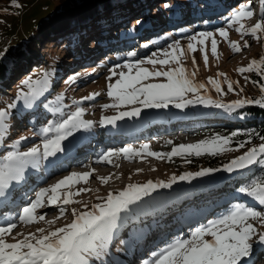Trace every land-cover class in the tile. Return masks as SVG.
Segmentation results:
<instances>
[{
  "label": "rangeland",
  "instance_id": "1",
  "mask_svg": "<svg viewBox=\"0 0 264 264\" xmlns=\"http://www.w3.org/2000/svg\"><path fill=\"white\" fill-rule=\"evenodd\" d=\"M56 1L59 2L58 0H0V53L11 43L12 45L17 42L22 44L29 32L35 33L43 20V5L48 2L53 5ZM155 1L152 3L151 12L137 13L132 17H129L132 5L125 6L123 10L116 9L115 11L122 16L121 19H117V22L126 20L111 26V28H104L103 30L101 28L100 33L91 36L84 45H81L73 53H68L65 50L66 46L74 43V39L68 37L69 35H65L64 39L67 40L61 45L47 44L53 36L50 35L40 46L42 58L51 52L48 53V58L54 60H48L47 68L40 70L38 76H34L33 80L41 79L45 74L49 79L48 86H52L54 80H57L56 88L54 90L49 89V92H53L49 93V96L56 94L60 97V103L63 106L62 111L65 112L63 113L65 114L64 119L75 112L77 108H83L82 119L92 121L93 125L88 129L81 128L75 131L72 136L64 140L62 152L46 159L40 158L39 167L33 168L29 165L25 169L24 179L19 182L14 181L6 195L0 197V226H5L7 223H17V227L8 237L9 242H13V237L22 238L20 234L27 235L36 232L38 228L51 231L62 227L74 219L73 209L77 211L91 210L92 205L102 203L100 198L107 197L109 193H118L129 184H143L148 181L167 182L173 176L179 177L185 173H196L200 169H205L200 167L202 164L206 165V162L209 163L208 158L223 159L229 163L232 159L243 155L251 147L258 146V144H249L244 141V147L240 148L241 142L236 143L235 139L232 138L230 147L233 150L218 155L205 153L195 156L185 154L184 156L172 157L171 160L149 156H145L143 159L137 157L130 160L116 156L112 158L111 164L103 162L105 164L102 167L97 166L95 167L97 169L91 170L93 160L99 161L104 153L125 147L139 149L142 145L148 144L151 151L169 153L174 146L180 144L174 142L171 136L169 137L172 141L167 139L165 134L174 135L178 131L196 132L192 140H196L195 143H198L217 134L231 136L234 132H217L218 125L212 124H205L203 127L197 126L193 129L182 124L193 120V118L199 119L210 116L209 113L212 110L208 104L202 103H193L184 108H177L173 102L171 105L174 106L166 111H158L156 108H142L141 106L139 117H125L116 121L115 125L102 124L101 121L104 117L116 116L119 111H131L132 107L135 106L125 105L119 109L103 107L106 104L114 103V99L108 96V85L119 79L118 74L120 72L127 73L129 71L123 67L125 64L135 65L143 60L145 63L141 67L153 72L175 68L177 65L172 62L171 56L164 57L163 53L165 50L171 53L170 45L178 42L180 49L185 50V55L181 56L183 66L188 72L196 71L194 77L196 82H203L207 85L206 89L201 90V95H206L210 100H220V103L226 105H230L236 100L255 99L264 95L260 90V85L254 83V81L264 83V77L256 72L241 74L238 71L240 67L247 66L253 59L259 60L264 57V34H261L259 39L250 33L241 36L236 31V26L229 24L232 14L240 7L246 6L251 8L254 13L251 19L245 21L246 26L248 28L254 26L261 19H264V0H252V2L250 0H219V2L223 1V4L229 1L228 7L222 10L223 4L217 1L210 6V9L218 8L217 12L215 10L208 15L199 12L187 21L179 20L180 18L175 19L173 15L168 13L156 19L154 10H157L158 7L164 9L169 3L165 0ZM193 10L196 11L197 9ZM115 11L112 12V15L116 14ZM104 12L100 11L97 15L89 17L83 22L80 21L81 27L78 29L88 27L98 29L104 20L97 18V16L103 15ZM200 14L202 15L197 18ZM152 20L155 22L151 23ZM103 27L105 26L103 25ZM221 28L228 30L230 40L240 41L241 45L247 42L249 46L243 48L239 53L233 52L228 41L219 35L218 30ZM94 29L93 31H95ZM186 32L189 34H184ZM201 32L214 33L218 44V59L211 53V38L207 39L203 46L190 40L191 36ZM113 34L117 38L116 41L112 39ZM189 43L196 45V51L187 50ZM205 47L208 54L207 65L203 60ZM131 53H135V55H131ZM154 53L155 56H153ZM149 58L168 59L169 64L151 65L146 62ZM50 63L51 65H49ZM64 65H66L64 75L59 74V67ZM29 70L33 69L30 68L24 73H19L9 87H0V91L11 100L5 104L0 103V109L2 106L15 104V107L8 109L9 116L27 109L25 101H14L10 96L13 85L23 79ZM113 70L116 74H113ZM135 71L134 68L132 70L133 75ZM219 73H225L228 80L239 82L233 85V91L228 90L227 81L220 77ZM73 77H75L74 80ZM210 77L223 81L221 93H217L211 85L207 84ZM165 80L164 77H152L150 81H144V83H160L165 82ZM93 93L98 95L91 99H83V97L91 96ZM184 99L191 100L194 99V96L189 93L185 95ZM70 103L72 105H68ZM225 110L221 109L222 113L219 110L218 114L228 116L229 111ZM42 115L44 114L42 113ZM39 119L41 123L38 125L39 130L37 132L33 130L32 125ZM48 122L47 118L43 119V116L40 117L39 113L37 114L33 109L16 117L13 129L8 128L7 135L0 138V158L7 150L27 152L36 145L42 147L45 138H52L55 135L54 132H49L47 137L41 134L44 127L51 126ZM162 124H167L168 127L165 128ZM176 126H184V128L178 129L175 128ZM21 137H27V139L21 140L19 146H14L15 141L20 140ZM169 141L172 143H168ZM84 172L91 173L88 183L82 182L74 185L71 190L75 192L76 189L86 188L90 191L75 195L73 200L78 201L77 203L65 205L61 199L56 204L46 203L45 207L39 210V214L45 215L46 221L51 220L54 223L49 225L46 222H40L25 225L18 222L23 207L35 198V194L41 188H48L71 173ZM101 177H111V179L105 184L101 182ZM193 179L194 177L185 181L177 180L172 185V189L157 188L150 195L130 204L127 210L120 213L117 226L112 231V238L109 241L106 254L100 259L90 258V264H152L154 253H158L177 239L188 238L195 227L226 214L237 204L247 207L253 206L256 211L264 213V205H256L259 202L254 198L239 193L238 187L240 185L238 183H229V181L223 180L219 183L222 184L219 192L209 196L206 194V197L200 198H191L192 193L190 196H182V191L188 188H174L178 184L184 186ZM229 190H232L230 196L227 195ZM61 191L66 193L67 190L62 189ZM85 205H88L87 209H85ZM61 209H64L62 216ZM252 223L259 233H264V224L260 220H254ZM251 243L253 252L249 257L242 260V264H264V258H261L264 257V245L258 243V236H254Z\"/></svg>",
  "mask_w": 264,
  "mask_h": 264
},
{
  "label": "snow or ice",
  "instance_id": "2",
  "mask_svg": "<svg viewBox=\"0 0 264 264\" xmlns=\"http://www.w3.org/2000/svg\"><path fill=\"white\" fill-rule=\"evenodd\" d=\"M254 13L249 7H240L229 19L230 26H236V31L241 36L249 33L260 38L264 34V19L257 22L251 28L246 26L245 21L251 19ZM219 35L228 41L233 52L239 53L243 48L249 45L240 41L229 39V32L225 28L218 30ZM211 38V53L219 58L218 44L212 32H201L198 35L190 37V40L196 41L199 45H205V41ZM172 52L164 51V57L171 56L172 62L177 67L170 68L166 71H149L141 67L145 61L141 60L137 64L131 63L123 65L129 69L127 73L120 72L119 79L115 83L108 85V96L114 99L111 105H104V108L115 107L119 109L125 105H135L131 111H119L118 115L104 117L102 124L115 125L116 121L125 117H139L142 108H167L169 103L175 101L177 108H184L193 103H214L206 95H201V90L206 89L207 85L203 82H196L194 77L196 71L188 72L181 63V56L185 55V50L180 49L178 42L170 45ZM188 51H196V45L189 43ZM203 60L207 65L208 54L206 47L203 50ZM135 55V53H131ZM156 54L154 53L153 56ZM151 65H168V59L149 58L146 61ZM195 63V60H193ZM136 69L135 74L132 70ZM238 71L241 74L256 72L264 77V57L259 60L253 59L247 66L240 67ZM113 74L115 70H113ZM220 77L227 81L229 91H233V85L238 81L228 80L225 73H219ZM152 77H164L165 82L144 83L150 81ZM73 80L75 77L72 78ZM222 80L210 77L207 84L211 85L217 93L222 92ZM260 85V90L264 93V83L254 81ZM18 99H23L26 105L31 104L38 99L47 89L49 79L45 74L41 79L32 80L31 77L22 82ZM193 94L194 99L185 100L186 94ZM97 93L91 96L83 97L84 100L91 99ZM57 101L60 97L56 98ZM183 101V102H181ZM245 104H257L264 107V96L260 99H242L236 100L230 105L217 103V107L228 108L229 110L243 107ZM15 107V104H9L6 109H0V138L7 135L9 111ZM53 112L59 109L53 108ZM84 114L83 108L77 110L60 121L53 122L52 126L42 129L41 134L48 136L49 132H54L52 138H45L41 145L30 148L27 152L9 151L5 156L0 158V197H4L7 190L10 189L13 182H19L24 179L25 169L31 165L33 168L39 167L40 158L55 156L62 152V142L72 136L75 131L81 128L88 129L92 127V121L82 119ZM237 133L233 132L231 136H221L219 134L195 144H180L174 146L169 153H159L150 150L148 144L141 148L125 147L116 151H108L101 156L103 162L112 163V158L122 156L126 159L141 158L145 156L155 157L157 159H169L175 156L202 154L218 155L226 151L233 150L230 147L232 137ZM27 137H21L15 141L14 146H19L21 140ZM260 139L264 141V136ZM168 143H172L169 141ZM240 148L244 143L239 144ZM260 164L264 166V142L258 146L251 147L243 155L232 159L224 170L231 173L234 170L248 168L251 165ZM220 169H202L196 173H185L179 177L173 176L169 181H148L143 184H129L125 189L118 193H109L107 197L100 198L102 203L92 205L91 210L77 211L72 210L74 219L62 227L55 230H46L38 228L36 232L27 235L20 234L22 238L13 237V242H9L13 230L17 223H7L0 226V264H90V258L100 259L106 254L109 241L112 238V231L117 226L120 213L127 210L130 204L139 201L142 197L150 195L157 188H171L177 180L185 181L192 177L206 176ZM94 171V169H93ZM91 173H71L63 179L51 185L48 188H41L35 194V198L23 207L22 213L18 217V222L25 225L46 222L49 225L54 221H46L45 215L39 214V210L45 207L46 203L56 204L61 199L65 205L77 203L73 200L75 195L80 192L90 191V189L80 188L73 192L71 189L74 185L80 183L87 184ZM111 177H101L102 183H108ZM66 189V193L62 192ZM239 193L254 198L259 204L264 205V179L253 180L247 186L238 189ZM85 209L88 205L84 206ZM64 209H61V216ZM59 218V217H58ZM260 220L264 224V213L258 212L251 207L237 204L226 214L212 219L207 223L197 226L191 231L188 238L177 239L168 244L158 253H154L152 264H242V260L249 257L253 252L251 243L254 236H258V243L264 245V233H259L252 221Z\"/></svg>",
  "mask_w": 264,
  "mask_h": 264
},
{
  "label": "trees",
  "instance_id": "3",
  "mask_svg": "<svg viewBox=\"0 0 264 264\" xmlns=\"http://www.w3.org/2000/svg\"><path fill=\"white\" fill-rule=\"evenodd\" d=\"M154 1L155 0H91L83 2L70 1L65 3L64 5H61L57 1L53 5H51L49 2L44 4L43 20L42 23L38 25L36 32L33 34L29 32L27 38L24 40V42H22V44L17 42L16 44L12 45L11 43L2 53H0V87H9L11 82L16 78V76L19 75V73H24L26 72V70L32 68L33 70H29L26 75H24L23 79L13 85L11 92L12 95L10 96V98L14 101H24L23 99L17 98L21 88H23L24 91H28L26 87H23L22 82L29 77H31L33 80L34 76H38V72L40 70H45L48 66V55L51 52H48L49 54L47 53L46 57L42 58L39 48L50 35L53 36H51L52 38L48 41L47 44L55 43V45H61V43H64L67 40L64 39L65 35H69L68 37H72V39H74V43L71 45L69 44L68 47L66 46L65 50L68 53H73L81 45H84L86 40H88L94 34L100 33L104 28H111V26L120 24L126 20H120V22H117V19H121L122 16H120V13H117L115 11L116 9L119 8V10H123L125 6L130 4L132 5V8L130 10L131 12L129 17H132L134 15H137V13L145 14L151 12L150 9ZM166 1H168L169 3L168 5H166V8L162 9L161 7H158L157 10H154L157 17L156 19L168 13L169 15H173L175 19L180 18L179 20L187 21L199 12H203L204 14L207 13L206 15L213 13V11L215 10L217 12L218 8L210 9V6L212 5V3H216L217 1L219 2V0H165V2ZM219 3L223 4V1ZM228 4L229 1L226 4H223V6H221L222 10L226 9L228 7ZM195 8L197 9L196 11L193 10ZM100 11H105L103 15L97 16V18L104 20L102 24H100V26L102 27L98 26V29L96 30L92 27H88L86 29H78L79 27H81L80 21L83 22L85 19L97 15ZM113 11L116 12L115 15H112ZM45 12L47 13L45 14ZM201 15L202 14L197 16V18ZM153 22L155 21L152 20L151 23ZM103 25L105 27H103ZM93 29L95 31H93ZM184 34H189V32H186ZM112 39H114V41H116L115 39H117L114 34L112 35ZM50 60L53 61L54 59ZM49 65H51V63ZM65 66L66 65L59 67V74L64 75L63 72H65ZM56 81L57 80H54V83L51 84L52 86H48L44 93L38 99H36L31 104V106L27 105V109L21 110L16 115L11 114L7 120L8 128L13 129V126L16 123V117H19V115L21 114L23 115L30 109L35 110L37 114L39 113L40 117L43 116V119L47 118L49 121L48 123H50L51 126L53 122L64 119L65 114L63 113L65 112L62 111L63 106L61 105L60 100L57 101L56 99L58 96L56 94H51V96H49V93H53L49 92V89L54 90L56 88ZM261 96L255 99H260ZM9 101L11 100L7 98L6 94L0 91V103L5 104ZM211 101H213L214 103H206L208 104L210 110H212L209 113L210 116H207L206 118L201 117L199 119L193 118V120L184 122L182 124L191 127L192 129L197 126L203 127L205 124L218 125V129L216 130L217 132L229 133L227 131H234L235 133H237L236 136L232 137L233 139H235L236 143L246 141L249 144L259 145L260 143L264 142L260 139L261 136H264V107L257 104H245L243 107L229 110L228 108H220L216 106L217 103H220V100ZM173 102L176 103L175 101ZM171 103H169L167 108L157 110H169L175 105H171ZM68 105L72 104L70 103ZM6 108L7 106H2V109ZM53 108L59 109V111L53 112ZM221 109H226L225 111H229L228 116L219 115V110L220 113L224 111H221ZM42 113L44 115H42ZM40 123L41 120L39 119L34 123V125H32L34 131L38 132V125ZM163 126H165V128L168 127L167 124ZM190 133H192V131H190ZM193 134H196V132ZM4 144L6 143L4 142ZM8 152V150L5 151L2 156H5ZM207 160L209 163L206 162V165L202 164L200 168L217 169L228 163H226V161H224L223 159L218 158H208ZM201 170L202 169L198 171ZM257 179H264V166L260 164H254L250 166L248 169L238 173L237 176L227 179L226 182L229 181V183H238L240 185L238 188H240L242 186H247L253 180ZM230 180H233L235 182H231ZM221 185L222 184H217L216 186L205 185L196 188L194 187L186 189L185 191H182V194H180L182 196H190V194L192 193L191 198H200L204 197L206 194L207 196H209L213 193L219 192L221 190ZM231 192L232 190H229L227 195L230 196ZM256 205L260 206V204ZM251 208L255 210L253 206Z\"/></svg>",
  "mask_w": 264,
  "mask_h": 264
},
{
  "label": "water",
  "instance_id": "4",
  "mask_svg": "<svg viewBox=\"0 0 264 264\" xmlns=\"http://www.w3.org/2000/svg\"><path fill=\"white\" fill-rule=\"evenodd\" d=\"M61 5L70 2V1H91V0H58ZM227 165V164H225ZM221 166L219 169V171H215L213 173H210L209 175L206 176H199V177H194L193 180L189 181L187 184H185L184 186L178 184L174 186L175 189L179 188V189H186V188H194V187H198V186H205V185H214L217 183H220L223 180H226L228 178H231L233 176H235L236 174L240 173L241 171H244L248 168L245 169H240V170H234L233 172L229 173L227 171L224 170V166ZM173 188V187H172ZM171 188V189H172Z\"/></svg>",
  "mask_w": 264,
  "mask_h": 264
},
{
  "label": "bare ground",
  "instance_id": "5",
  "mask_svg": "<svg viewBox=\"0 0 264 264\" xmlns=\"http://www.w3.org/2000/svg\"><path fill=\"white\" fill-rule=\"evenodd\" d=\"M84 69V68H83ZM82 69V70H83ZM175 128H178V129H183L184 128V126H176ZM185 132H183V131H179V132H177V133H175L174 135H177V134H179V135H181L180 136V138L181 139H178L176 136H174L173 134H165V135H167L166 136V138L167 139H169V140H171L172 141V139H171V137L173 138V136L174 137H176V139H174V140H180L181 142H183L185 139H182V138H185L186 137V134H184ZM183 134L185 135V136H183ZM173 135V136H172ZM196 135V134H195ZM169 136H171V137H169ZM105 163H103V161H101V160H93V164H92V166H91V170H93V169H97V168H95V167H102L103 165H104ZM59 177V176H58ZM261 263H262V261H261Z\"/></svg>",
  "mask_w": 264,
  "mask_h": 264
}]
</instances>
